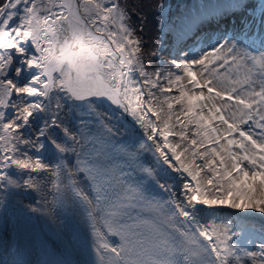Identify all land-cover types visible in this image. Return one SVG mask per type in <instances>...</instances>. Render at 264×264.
Here are the masks:
<instances>
[{
    "label": "snow or ice",
    "instance_id": "6c2138e0",
    "mask_svg": "<svg viewBox=\"0 0 264 264\" xmlns=\"http://www.w3.org/2000/svg\"><path fill=\"white\" fill-rule=\"evenodd\" d=\"M0 264H264V0H0Z\"/></svg>",
    "mask_w": 264,
    "mask_h": 264
}]
</instances>
